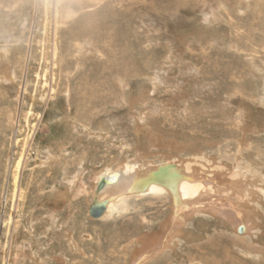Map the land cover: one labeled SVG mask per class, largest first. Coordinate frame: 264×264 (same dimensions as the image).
Here are the masks:
<instances>
[{"label":"rangeland","instance_id":"1","mask_svg":"<svg viewBox=\"0 0 264 264\" xmlns=\"http://www.w3.org/2000/svg\"><path fill=\"white\" fill-rule=\"evenodd\" d=\"M67 1L55 36V0H0V264H134L169 199L129 198L96 219L88 194L93 171L134 162L137 146L149 168L171 146L183 167L212 159L225 179L264 159V0ZM143 87L147 101L130 107ZM242 106L254 121L244 161ZM75 177L86 193L56 206L50 195ZM211 215L189 218L192 240L148 264H264V239Z\"/></svg>","mask_w":264,"mask_h":264},{"label":"bare ground","instance_id":"2","mask_svg":"<svg viewBox=\"0 0 264 264\" xmlns=\"http://www.w3.org/2000/svg\"><path fill=\"white\" fill-rule=\"evenodd\" d=\"M55 2L56 6L54 8V33L55 36H57L60 31L58 27L59 16L62 7L65 4V0H55ZM69 2L71 3L72 1L69 0L66 3ZM57 54L58 48L54 42L52 54L54 67L57 66ZM0 78L2 77L0 76ZM146 94V89L143 87L138 91V94H134L133 97L130 96L128 100L130 107L134 108L136 105L146 102ZM23 95H26L25 86L21 89V97ZM242 101L245 100L242 99ZM245 106H242V121L243 124H245V122L246 124L241 127V137L238 140V156L242 158L243 161L246 160V157L248 158V156L244 157L246 154L245 150L251 149L252 146V144L250 143L251 135L248 132H251V128H253L252 126L254 125V121L251 122V118H249L248 116L251 114V111ZM135 110L142 111L144 109L142 106H140L136 107ZM256 123H259L260 126L254 127H257L258 129H262L264 127V124H262L264 123V121L257 120ZM240 126L242 125L240 124ZM136 127L138 128V130L140 129V126L136 125ZM145 132L146 131H144V133ZM84 133L87 132L85 131ZM143 136L148 137L155 142H167L163 139L164 137L162 135L159 136L158 134H154L151 131H148V133H145ZM148 138H146V140H148ZM166 140H170V138ZM160 145L162 147L164 146L162 144ZM156 147L159 146L156 145ZM168 147L167 154H165L166 156L163 154L160 155V158L165 162L154 166L153 168H149V166H151L150 161H148L147 163L143 161L144 154L142 150L137 146L135 147V149H133L134 162L131 161L130 163H125L115 168H112V163L111 166L107 165L106 169H101L102 171H93L95 173H98V177H96V181L94 180L95 182L92 193L89 192L88 194L91 199L89 201L88 207L90 209V207L95 203H104L105 209L100 217H91V215L89 214L91 218L100 219L106 215H110L111 212H115L113 210L115 207H117V204L123 203L126 199L133 197L144 198V196L150 195L157 197L167 196L170 201L171 215L170 217H168L169 219L167 220V223L165 225L166 228H164L165 226L163 224L161 232H156L151 236L145 235V237L138 240L140 241V244L144 246V248L141 255L137 256L138 260L135 258L133 263L148 264L149 261L153 260L152 258H156V256H158L162 251L164 252L165 248L175 250L180 240H192V237H189L188 233L184 232L186 230V228H184L185 224L189 220V218L194 217L195 215L200 213L202 214L203 212L223 219L224 222L233 226L232 228L237 234H248L254 238V241L260 240V242H263L264 159L259 156L260 154L257 156L254 155L255 157L253 156L249 161H245L246 164L250 165V167H240L239 169V167L237 166L235 174H233L231 178L225 179L226 177L224 176L219 178V175L217 173H221L222 168L215 165V163L211 165L210 163L212 159H208L206 162L201 163L187 162L186 166L183 167L184 162L178 159V157H173L172 153L175 150H172L171 146ZM144 150H146L145 146ZM115 163L116 162H114V164ZM20 164L21 162L19 161L17 167H19ZM168 164L172 165V168H174V171H171L168 176L169 179L166 178L161 180V178H158V181H154L151 178V174L157 171L159 167ZM248 165H246V167ZM173 172L180 173L181 177H179L178 179L175 178L173 176ZM149 177L151 179L147 182V179ZM77 180L78 178L75 177L72 180L71 184H73ZM170 180L171 183L168 184ZM101 182H104V185L102 187H100ZM222 187H225V190H221ZM226 188L229 189L226 190ZM74 189L75 190L67 188L65 191H63L59 188L57 192L51 194L52 196L50 195V198L56 206H60L63 203H66L67 200H74L79 195V193H86L87 191L86 184L82 181H79ZM4 199L7 201V196H5ZM5 223L6 222L3 221V225ZM161 234H163V237L160 239ZM161 240L162 242H160ZM257 246L258 245H252V248L250 249L255 251L256 253L261 252V249H259V247ZM33 255L34 252L32 251L31 256Z\"/></svg>","mask_w":264,"mask_h":264},{"label":"water","instance_id":"3","mask_svg":"<svg viewBox=\"0 0 264 264\" xmlns=\"http://www.w3.org/2000/svg\"><path fill=\"white\" fill-rule=\"evenodd\" d=\"M171 171H174V168H172V165H163L161 167L158 168L157 171H155L153 174H151V178L154 180V181H158V178H161V180L163 179H166L168 178L169 179V174ZM173 176L175 178H179L181 177L180 176V173H175L173 172ZM150 177L147 179V182L151 179ZM171 183V180L168 182V184ZM104 185V182H101L100 183V187H102ZM105 209V204L102 203V204H98V203H95L93 204L90 209H89V214L91 215V217H100L101 214L103 213ZM242 232V231H240Z\"/></svg>","mask_w":264,"mask_h":264}]
</instances>
